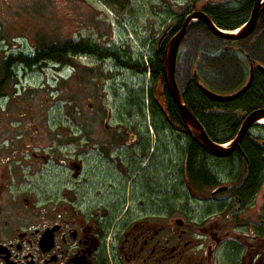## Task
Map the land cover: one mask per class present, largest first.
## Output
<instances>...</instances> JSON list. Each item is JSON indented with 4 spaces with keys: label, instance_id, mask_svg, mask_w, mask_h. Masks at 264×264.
<instances>
[{
    "label": "flooded vegetation",
    "instance_id": "obj_1",
    "mask_svg": "<svg viewBox=\"0 0 264 264\" xmlns=\"http://www.w3.org/2000/svg\"><path fill=\"white\" fill-rule=\"evenodd\" d=\"M35 1L0 0L7 49L40 45L30 41L40 28L38 12L28 10ZM123 1L98 0L114 11ZM48 2L69 16L79 7L71 27L90 29L87 16L94 17L95 8L88 0ZM182 2L161 3L152 22L161 26L150 36L122 31L97 43L69 39L84 44L73 57V75L93 102L80 115L78 151L69 157L53 154L49 124L35 122V90L27 84L32 55L0 61V264H264V176L256 191L247 186L243 140L225 158L204 149L167 90V46L192 14H207L209 0ZM228 2L231 12L244 3ZM131 10L140 19V6ZM262 16L247 39L264 25ZM178 62L174 78L181 91L193 69L181 83ZM248 68L254 74L259 65ZM243 80L241 89L249 79ZM89 111L97 117H87ZM256 136L245 137L264 153V139ZM193 146L197 154L189 161ZM203 164L216 184H204Z\"/></svg>",
    "mask_w": 264,
    "mask_h": 264
},
{
    "label": "rangeland",
    "instance_id": "obj_2",
    "mask_svg": "<svg viewBox=\"0 0 264 264\" xmlns=\"http://www.w3.org/2000/svg\"><path fill=\"white\" fill-rule=\"evenodd\" d=\"M182 1L184 0H132L128 3L124 0L122 8L127 9L129 7V12L127 10L123 11L122 8H116V11L109 10L110 12L107 10L106 12L105 9L107 8L99 4L98 0H88L90 5L95 8L94 17L91 14L87 16L88 26L91 27L89 30L82 28L76 32L71 27L70 18L76 17V13L82 11L79 7L73 10L70 17L67 14L68 10L50 6L48 0H36L29 4L28 10L33 9V11L38 12L39 16H37L36 22H40V24L38 23L40 28L39 32H31L30 41L40 45L7 49L6 42H3L4 40L0 37V61H5L6 57L9 58L12 54L17 56L21 52L33 55L40 48H52L54 42L72 39L74 36H76L75 38H88L89 41L95 43L107 40L109 37L117 39L122 31H124L123 34L126 33V36L131 34H136L138 37L150 36L155 32L153 28L156 29L158 25L161 26L152 23L155 21L154 12L164 7L165 2L171 3L174 7H180L178 3H184ZM188 1L190 2V0ZM162 2L163 4H161ZM135 4L139 5L141 10L140 19L137 21L132 17L133 10H131ZM124 17L127 18V21L126 18L124 21ZM117 18L122 20V26H119ZM78 20L81 22L80 19ZM29 22L34 24L31 16H29ZM193 25L195 26L186 35L187 37L182 43L177 56L179 60L178 68L180 69L179 75L183 80L181 83L189 75L190 66H192L193 69L195 67L196 70L207 72V76L214 79L213 82H209L210 88L228 95L236 92L244 81L247 66L244 61L245 57L240 53V50L251 54L254 59L264 66V25L258 28L253 37L237 43L222 41L216 35H212L206 25L205 27L197 23ZM1 33L0 23V35ZM55 66L56 64L48 62L45 66L33 67L27 84L35 90L33 96L35 104L31 107L37 108L34 114L35 122L49 124L51 138L54 139L52 141L53 154L56 153L57 156L64 158L78 151L76 144L80 141L79 138L82 135L80 115L82 116L83 111L89 108L88 104L93 102L90 98L91 95L79 91L72 66H65L63 70L57 69ZM23 82L26 83L22 79L21 85ZM96 115L97 113L94 111H89L86 114L87 117H97ZM252 131L256 135L260 134L258 129L254 128ZM62 143L67 145H60ZM54 150L57 151L54 152ZM201 214L202 212L195 213L196 216H201Z\"/></svg>",
    "mask_w": 264,
    "mask_h": 264
},
{
    "label": "trees",
    "instance_id": "obj_3",
    "mask_svg": "<svg viewBox=\"0 0 264 264\" xmlns=\"http://www.w3.org/2000/svg\"><path fill=\"white\" fill-rule=\"evenodd\" d=\"M242 1H244V3L242 4L241 8L235 12H231L230 7L232 4H230L231 2H228V0H222V2H214L213 0H209L204 9L205 12L209 14L212 21L218 25V27L223 30L235 31L236 29L240 28L239 26L242 25L243 22L246 21V18L251 13V8L253 9L255 4L254 0ZM262 15V17H264V7L262 9ZM194 26L195 25H193L189 31H191ZM53 44L52 48L38 49L37 52L29 59L23 57V55L20 54L14 57L11 56V58L17 63L26 58L29 60V65L31 67H39L41 66L39 65L41 62H44V65L48 62H52L53 64H56L59 69H63L65 66H72L74 68L75 63L73 57L78 53L79 47L82 48L81 50H84V44L81 46L82 43L79 44L69 39L54 42ZM89 45L85 48V50H90ZM240 53L244 55V61L247 66V69L245 68L244 78L246 77L250 80L251 68L248 67L251 64H261L256 59H254L251 54L244 53L242 50H240ZM206 73L207 72L196 70L194 67L193 73L190 74L188 78H186L187 81L184 84V87L182 86V98L189 107L190 111L193 112L195 117L198 118L199 122L202 123L208 136L214 142L221 144L236 137V135L239 133L238 131L241 128V125L245 121L244 119L250 115L251 112L264 109V72L262 70L254 71L253 80L249 90L240 95L238 98L229 99L228 101L222 99L215 100L213 97L205 93V91L209 90V93H212V95L224 98L229 95H224L210 88L209 82H213L214 79L211 76H207ZM240 89L241 86L238 90ZM174 109L175 108L173 107V110ZM254 128L260 131V134L256 137L259 140H263L264 125L256 126ZM252 135L254 134L251 131L247 137ZM253 144L245 137V139L242 141L243 148L241 153L243 152L246 154V158L249 161V166L246 167V184L250 189L256 191L260 186V178L264 176V162L261 161V156H263L264 153L260 152L255 143ZM196 149L197 147L195 146L190 149L188 158L189 161H193L192 159L195 157L194 153L196 152L197 154ZM192 166L195 165L192 164ZM220 168L226 172L228 171L227 164L221 165ZM199 174L200 176H203L202 179L206 186H211L217 183L213 177L209 176L206 166H204V168L199 171Z\"/></svg>",
    "mask_w": 264,
    "mask_h": 264
},
{
    "label": "water",
    "instance_id": "obj_4",
    "mask_svg": "<svg viewBox=\"0 0 264 264\" xmlns=\"http://www.w3.org/2000/svg\"><path fill=\"white\" fill-rule=\"evenodd\" d=\"M255 4L252 9V14L250 19L247 21L243 27L236 29V31H229V30H222L218 27L217 24L213 23L212 19L205 13H195L192 14L184 23L182 30L179 31L172 41L168 44L167 50L165 53V63H164V79L166 81L167 90L172 97L173 102L179 108V112L181 113L183 123L185 124L186 129L191 134H196L201 146L208 150L210 154L218 157V158H225L229 157L235 148L241 144L243 138L248 135L250 130L256 125H262L261 122L264 121V109H259L251 112L244 120L241 128L239 129V133L236 137L230 142V144H218L215 143L205 132V129L201 122H199L198 118L195 117L193 112L190 111L187 104L183 101L182 93L179 90L177 81L175 80V71H176V64H177V56L180 51V46L183 43L184 36L188 30L189 25L193 24V22H201L204 23L208 30L211 32L212 35H216L218 38L222 39L223 41H232L237 42L240 40L247 39V37L254 34L257 25L258 19L261 16L262 9L264 7V0H254ZM259 70L264 72V66L259 65ZM249 83L242 87L239 91L229 94L228 96L220 97L214 96L212 93H209V90L205 91L206 94L213 97L215 100L222 99V100H229V99H236L240 95L244 94L249 87L253 80V72L251 73ZM225 188L218 190V192H222Z\"/></svg>",
    "mask_w": 264,
    "mask_h": 264
},
{
    "label": "bare ground",
    "instance_id": "obj_5",
    "mask_svg": "<svg viewBox=\"0 0 264 264\" xmlns=\"http://www.w3.org/2000/svg\"><path fill=\"white\" fill-rule=\"evenodd\" d=\"M261 124H264V121H262Z\"/></svg>",
    "mask_w": 264,
    "mask_h": 264
}]
</instances>
